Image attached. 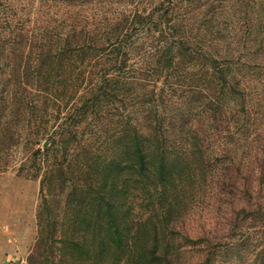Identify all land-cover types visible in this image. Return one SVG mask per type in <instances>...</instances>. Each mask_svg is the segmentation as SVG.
Returning a JSON list of instances; mask_svg holds the SVG:
<instances>
[{
  "label": "rangeland",
  "instance_id": "obj_1",
  "mask_svg": "<svg viewBox=\"0 0 264 264\" xmlns=\"http://www.w3.org/2000/svg\"><path fill=\"white\" fill-rule=\"evenodd\" d=\"M162 1L167 2L112 0L108 5L103 1L93 5L84 0H75L74 5H69L66 0H0V244L5 242L6 246L17 247L26 257L27 263L37 242L38 213L40 207H43L52 235L43 248V255L39 256L41 264H151L155 251L171 258L172 264H207L205 240H209L215 247L217 264H259L257 259L260 255L255 257L258 253L254 247L255 239L249 246L242 245L245 237L238 239V235L232 241L237 243L236 246L223 247L218 243L226 242L232 233L230 227L233 216L234 225L237 223L231 205L232 198L219 188L226 138L223 137V132L222 135L213 137L210 119L201 118L203 104L197 101L196 94L189 92L190 77L194 74L192 71L187 74V64L186 67L178 68L185 90L183 93L180 89L170 96L163 77L155 80L147 76L143 81L146 89H138V92L143 93L153 89L159 92L165 88L167 92L164 93V98L173 99L168 102L166 114L169 118L175 112L177 120L169 118L163 125L175 140L176 147L169 149L167 160L169 170L173 172L172 177L163 186L157 181V191L153 192L151 199L144 200L149 196L148 189L141 188L140 191L139 187H134L128 198L123 196L119 200L123 207L122 214L130 220V232L135 233L138 227L134 222L140 221L143 226L138 234L139 240L131 246L133 250L130 253L124 246L115 243L114 238L105 233V230H97L94 225L97 221L108 224V218L107 215L97 214L96 201L85 194L92 191L89 183L84 181L86 185L83 194L74 195L70 201L63 197L60 203L52 202L49 213L42 201L40 180L56 160L45 155L34 160L33 155L38 148L43 147V143H47L46 134L62 123L65 117L67 107L61 97V70L66 61L61 62L58 55L67 47L65 37L68 18L80 16L77 31L95 26L98 33L105 35L107 29L100 25L102 19L113 17L115 13L122 11L133 13L138 10L147 15L159 7ZM175 1V12L181 8V13L188 11L190 18L201 14L208 31L221 28V35L215 36L219 38L218 41H210V37H206L204 41L196 27L199 22L194 19L186 27L182 24L179 29L181 34L177 35L189 38L194 36V42L201 39L202 43L207 44L208 53L219 58L221 65H230L236 76L235 81L240 80L238 85L233 83L231 90L235 98L223 100L234 111L241 110L243 105L249 108L248 113L241 111L243 116L239 117L240 129L238 139L233 143V157L235 162L240 158L245 159V164L254 160L252 155L258 153V170L261 163L264 164V34L258 39L255 36L253 42L252 38L247 40L242 35L234 37L235 31L247 30L243 26L244 14L246 11L253 12L251 6L255 0ZM115 2L121 4L113 6ZM189 6L192 8L188 10ZM192 10L193 13H190ZM158 19L155 13L150 36H166L169 39V34H161L164 22ZM246 35L249 36L247 33ZM142 37L144 35H139V32L134 36L135 42L139 43V52L135 51L131 59V63L134 62L131 73L135 75L136 71L147 67L145 62L152 60L155 54L156 39L145 37L144 48ZM195 62L197 60L193 63ZM203 62L199 59L197 63L201 67ZM174 81L179 82L176 79ZM161 106L165 109L162 104ZM250 114L259 121L253 126L248 124ZM135 116L139 119L138 126L143 125L141 113ZM81 125L83 131L89 126L85 122ZM103 129L108 140L115 135L113 124ZM100 132L98 130L97 135ZM79 133L81 134L80 130ZM187 140H200L203 153L191 154L192 147ZM100 142L101 140L97 141V144ZM153 143L150 141L147 145ZM104 146L105 144L100 147L97 145L94 152L102 154ZM215 156H219V160ZM58 161L61 162V158ZM257 170L250 176V182H253V186L262 188L261 194L264 195V180L258 184L261 176ZM237 184L244 190V178L239 177ZM138 185L141 187L140 183ZM149 186L155 187V184ZM49 189L46 187V192ZM68 190L70 188L65 192ZM241 194L235 201L236 210H239L240 204H244L240 198L247 197L246 192ZM79 207H83L81 212ZM246 224L256 230L255 235L263 234L259 232L261 223L250 219ZM102 232L106 234L102 239L108 245H104L103 253H100L102 249H99L98 236ZM74 239L75 245L71 242Z\"/></svg>",
  "mask_w": 264,
  "mask_h": 264
},
{
  "label": "trees",
  "instance_id": "obj_2",
  "mask_svg": "<svg viewBox=\"0 0 264 264\" xmlns=\"http://www.w3.org/2000/svg\"><path fill=\"white\" fill-rule=\"evenodd\" d=\"M66 1L69 5L75 4V0ZM84 1L93 5L103 1L108 5L112 0ZM115 4L119 5L121 2H115L113 6ZM175 6V0H167V2L162 1L159 7L154 8L147 15L138 10L133 13L126 11L115 13L113 17L108 16L109 18L102 19L100 22L103 29H107L105 35L98 33L95 26L86 30L81 28L77 31L76 27L81 22L80 16L68 18L65 37L67 47H64L58 55L61 62L66 61V65L61 70L62 82L64 81V83L61 82L63 91V94L61 91V97L65 102L64 106L67 107L65 117L62 123L46 134L47 143L45 145L43 143V147L38 148L33 155L34 160H37L40 155L56 160L40 180L42 201L45 202L47 213H49L52 202L60 203L59 201L63 197H67V200L70 201L74 195L83 194L85 182L89 183L92 191L85 194L90 195L89 198L96 201L95 211L97 214L107 215L108 218V224L97 221L94 222V225L97 230H105V233L114 238L115 243L124 246L130 253L133 250L131 246L137 244L139 240L138 234L143 226L139 223L140 221L134 222L138 227L135 233L134 231L130 232L132 228L129 225L130 220L125 218V214H122L123 207L119 204L121 202L119 200L123 196L128 198L134 187H139L140 191L141 188L148 189L149 196L144 200L151 199L153 192L157 191V181L163 186L164 182L172 177L173 172L169 170L167 160L169 149L176 147L175 140L163 125L169 118L177 120L175 112L171 113L169 118L166 114L168 102L173 99L164 98V93L167 92L165 88L159 92L153 89L151 92L146 90L143 93L138 92V89H146V84L143 81L147 76H151L155 80L163 77L164 86L170 91V96L178 93L180 89L183 93L185 90L178 68L186 67L187 64V74H191V71L194 74H191L190 77L189 92L196 94L197 101L203 104V109L200 112L201 118L210 119L209 126L213 137L218 134L222 135L223 132V137L226 138L224 162L221 163L222 180L219 183V188L223 189V192L226 191L229 198H232L231 205L237 223L234 225L233 216L230 227V230H233L232 233L229 234L226 242L218 243L223 247L236 246L237 243L232 241L238 235V239L245 237L242 239V245L249 246L254 243L255 239L254 247L258 251L255 257L258 258L260 255L257 262L264 264V195L261 194L262 188L255 187L253 182H250V176L257 170L258 153L252 155L255 161H247L245 164V159L240 158L235 162L233 157V143L238 139L240 129L238 127L239 117L243 116L241 111L248 113L249 108L243 105L241 110L234 111L223 101L224 98H228V100L232 97L235 98L231 90L234 86L233 83L238 85L240 80L235 81L236 76L230 65H221L219 58L208 53L207 44L202 43L201 39L199 42H194V36L189 38L177 35L181 34L179 29L182 24L186 27L194 19L199 22L196 27L204 41L206 37H210V41H218L219 38L215 36L216 34L221 35V28L208 31V28H205V21L201 19V14H195L190 18L188 11L185 14L181 13V8L175 12ZM251 7L253 12L246 11L244 14L243 26L247 30L235 31L234 37L242 35L247 40L252 38L253 42L255 36L258 39L260 35L264 34V0H255ZM191 8L189 6L188 10ZM191 12L193 13V10ZM155 13H157L158 20L164 22V30L161 34L163 36L169 34V39L166 36L164 38L150 36V33L153 32L151 23L154 22ZM138 32L139 35H144L143 41L145 37L156 39V45L154 58L148 63L145 62L147 67L139 72L136 71L135 75L131 73L133 71L131 65L134 64V62L131 63V59L135 51L139 52V43L134 40V36ZM198 33L196 35H199ZM96 41L101 42L96 44ZM145 47L146 42L144 41ZM199 59L204 61L201 67L197 63ZM195 60L197 62L193 63ZM77 62L80 63L77 64ZM175 79L179 82L174 81ZM161 104L165 109L161 108ZM138 113H141L144 120V124L140 126H138L139 119L135 116ZM248 120V124H252V126L259 122L252 117V114ZM83 122L89 125L84 131L81 130ZM111 124L115 127V135L110 136L108 140L103 128ZM98 130H101L99 135H97ZM189 138L191 139V137ZM100 140V144H97V141ZM150 141L154 143L148 146L147 142ZM187 142L192 147L191 154L203 153L201 149L203 145L200 140L199 142L187 140ZM102 144H105L101 151L102 154L94 152L95 147L97 145L100 147ZM58 158H61V162L58 161ZM219 158V156H215L216 160ZM257 171L261 176L258 184L263 183V163ZM239 177L244 178V190L243 187H238ZM81 181H83L82 184ZM139 183L141 187L138 185ZM150 184H155V187L149 186ZM223 186L225 188H222ZM46 187L50 188L48 192H46ZM58 188L59 191H56ZM67 188L70 190L65 192ZM244 192L247 197L240 198L244 204H240L239 210H236L235 201ZM82 208L79 207L80 212ZM43 211V207H40L38 213L39 233L35 247L28 258L29 264H41L39 256L43 255V248L47 245L48 240H51L52 229L49 222L47 223L45 219L47 215H44ZM250 219L261 223L262 227L259 232H262V235H255L254 231L256 230L246 224ZM105 233L102 232L101 236H98L99 249H102L100 253H103V246L108 245V242L102 239ZM208 241L205 240L206 262L207 264H217L215 247ZM71 242L73 245L76 244L75 239ZM165 244L167 245L168 242ZM158 253L159 251L153 253L151 264L173 263L171 258L169 259L164 253L163 255Z\"/></svg>",
  "mask_w": 264,
  "mask_h": 264
},
{
  "label": "crops",
  "instance_id": "obj_3",
  "mask_svg": "<svg viewBox=\"0 0 264 264\" xmlns=\"http://www.w3.org/2000/svg\"><path fill=\"white\" fill-rule=\"evenodd\" d=\"M6 244H0V264H28L26 257L17 247H9Z\"/></svg>",
  "mask_w": 264,
  "mask_h": 264
}]
</instances>
